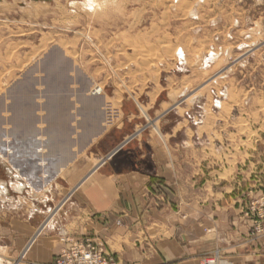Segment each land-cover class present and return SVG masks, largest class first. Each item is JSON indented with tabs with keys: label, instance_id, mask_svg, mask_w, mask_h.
Wrapping results in <instances>:
<instances>
[{
	"label": "rangeland",
	"instance_id": "rangeland-1",
	"mask_svg": "<svg viewBox=\"0 0 264 264\" xmlns=\"http://www.w3.org/2000/svg\"><path fill=\"white\" fill-rule=\"evenodd\" d=\"M85 1H0V179L10 180L8 159L30 191L14 193V206L0 209L55 199L22 246L10 252L2 237L5 264L26 263L41 226L75 197V171H92L126 139L161 144L157 120L168 142L171 129L160 118L170 112L176 121L193 95L209 98L202 131L210 145L190 144L210 157L212 178L256 170L264 182V0H98L104 3L94 9ZM181 49L188 63L177 56ZM201 83L208 86L197 88ZM97 85L101 95L92 94ZM218 90L228 96L218 98ZM213 99L223 102L221 113L213 112ZM10 219L0 214L6 227Z\"/></svg>",
	"mask_w": 264,
	"mask_h": 264
},
{
	"label": "crops",
	"instance_id": "crops-1",
	"mask_svg": "<svg viewBox=\"0 0 264 264\" xmlns=\"http://www.w3.org/2000/svg\"><path fill=\"white\" fill-rule=\"evenodd\" d=\"M217 93L218 98L228 96L225 90ZM192 97L176 121L167 118L170 112L160 118L161 126L171 129L169 143L158 124L162 142L156 147L126 139L121 150L92 171H75L70 178L78 184L75 197L60 207V216L41 226L25 264H53L65 245L57 240L62 233L103 242L118 264H203L216 251L234 264H264V221L262 232L254 234L256 214L249 209L251 200L264 197L258 171L212 178L210 157L191 146L210 145L202 131L209 124V98ZM214 102L213 112L221 113L223 102ZM54 202L34 199L19 209H0L1 215L11 216L8 227L0 222V242L9 237L10 252L22 246Z\"/></svg>",
	"mask_w": 264,
	"mask_h": 264
},
{
	"label": "built area",
	"instance_id": "built-area-1",
	"mask_svg": "<svg viewBox=\"0 0 264 264\" xmlns=\"http://www.w3.org/2000/svg\"><path fill=\"white\" fill-rule=\"evenodd\" d=\"M261 180H257L258 185H262ZM250 211L255 212L254 234L261 233L264 221V197L251 202ZM61 240L65 244L56 257L53 264H118L117 259L104 249L103 242L95 241L91 237L73 239L62 233ZM220 254L217 252L205 259L203 264H212Z\"/></svg>",
	"mask_w": 264,
	"mask_h": 264
},
{
	"label": "bare ground",
	"instance_id": "bare-ground-1",
	"mask_svg": "<svg viewBox=\"0 0 264 264\" xmlns=\"http://www.w3.org/2000/svg\"><path fill=\"white\" fill-rule=\"evenodd\" d=\"M190 2V1H189ZM102 3H104V2H98V0H86L85 2H84V4H85V6H88V7H90V9L91 8H93L94 9V7H96V6H100V7H102ZM95 15V14H94ZM96 16V15H95ZM163 21H158V23L157 24H161ZM165 23V22H164ZM156 27H157V25H155ZM167 47V46H166ZM177 56H179L180 57V59L182 60H186V63H188V60H187V56L185 55V52L183 51V49H181V50H178L177 52ZM153 57V56H152ZM155 57V56H154ZM153 57V58H154ZM174 59V58H173ZM146 60V59H145ZM172 60V59H171ZM170 60V61H171ZM174 60H176V58L174 59ZM192 61V60H191ZM146 62H148V60H146ZM184 62V61H183ZM193 64V63H192ZM191 64V65H192ZM189 65H190V63H189ZM202 77H203V79L206 77V78H209V74L205 71V72H203L202 73V75H201ZM217 79V78H216ZM215 79V80H216ZM209 80V79H208ZM202 81V80H201ZM197 85V88H200V87H206V86H208V85H205L204 83H201V84H196ZM104 88H103V86H96V87H94V89H93V92H92V94L93 95H101L102 93H103V90ZM185 90H188V88L186 87V89ZM194 90V89H193ZM192 90V91H193ZM202 92V90L200 91V92H198V93H201ZM119 93H121V92H119ZM198 93H196V94H198ZM199 95H201V94H199ZM187 96H189V95H187ZM191 97V96H190ZM188 98V100H191V98ZM192 100H193V97H192ZM227 104V103H226ZM30 111V110H29ZM28 111V112H29ZM31 112V111H30ZM29 112V113H30ZM227 112V111H226ZM32 113V112H31ZM30 113V114H31ZM146 116H147V114H146ZM16 122H18L17 120H15ZM25 126H24V130L28 133V135H30V131H35V129H34V127H33V122L32 121H28V122H26V124H24ZM63 125V124H62ZM17 127H18V125H16ZM22 127V126H21ZM20 127V128H21ZM64 130V129H63ZM154 130L155 131H157L158 133L160 132L159 131V127H158V123L157 122H155L154 123ZM33 133V132H32ZM35 134H36V132H35ZM55 134V133H54ZM43 136V135H42ZM57 136H58V133H57ZM52 141H54V140H52ZM57 141H59V140H57ZM58 143V142H57ZM56 143V147L57 148H59L58 146H60V144L58 143L57 144ZM61 147H62V145H61ZM45 147H43V149H44ZM40 150H42V148L40 149ZM5 151V150H4ZM32 151H33V149H32V147L31 148H27V149H25L24 150V154L26 155V156H30L31 154H32ZM1 152H3V151H0V155H1ZM6 152H7V155H11V154H14V150H12V149H10V150H6ZM23 154V155H24ZM24 157V156H23ZM25 158V157H24ZM43 160V159H42ZM5 161V162H4ZM3 162L5 163V168H6V170H8V174L10 175V180L9 181H4V180H2V179H0V206H3L4 204H8V206H14V202H13V200H14V198H16L15 196H13V193H16V194H19L20 195V197L21 196H23V197H25V196H27L28 194H27V192L28 193H30V191H29V189H27V186H28V183L26 182V181H24L23 180V174L22 173H20V170H19V168L18 167H16V166H12V164L10 163V161L8 160V159H6V160H4ZM103 161V160H102ZM101 161V162H102ZM100 162V163H101ZM99 163V164H100ZM35 172V171H34ZM11 190H13L14 192H11ZM26 194V195H25ZM19 201V200H18ZM7 206V205H6ZM59 209L60 208H57L56 209V211H54V214L55 213H58V211H59ZM53 216V215H52ZM51 216V217H52ZM50 220V219H49ZM48 220V221H49ZM48 224H50L49 222H48ZM259 234V233H258ZM217 252H219V251H216L215 252V254L217 253ZM220 254V253H219ZM23 256H25V253H24V255ZM220 257V256H219ZM219 257H217V259L216 260H214V261H212V264H234L232 261H230V260H226V259H221V257L219 258Z\"/></svg>",
	"mask_w": 264,
	"mask_h": 264
},
{
	"label": "water",
	"instance_id": "water-1",
	"mask_svg": "<svg viewBox=\"0 0 264 264\" xmlns=\"http://www.w3.org/2000/svg\"><path fill=\"white\" fill-rule=\"evenodd\" d=\"M0 1H1V0H0ZM30 1H31V0H30ZM33 1H51V0H33ZM115 152H116V151H115ZM115 152H113L112 154H110L109 157H111L112 155H114Z\"/></svg>",
	"mask_w": 264,
	"mask_h": 264
}]
</instances>
